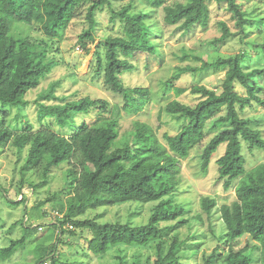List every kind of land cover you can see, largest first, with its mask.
Instances as JSON below:
<instances>
[{
  "label": "rangeland",
  "instance_id": "374dc122",
  "mask_svg": "<svg viewBox=\"0 0 264 264\" xmlns=\"http://www.w3.org/2000/svg\"><path fill=\"white\" fill-rule=\"evenodd\" d=\"M190 1L167 0L162 6L152 7L144 0H109L96 13L98 24L95 41L81 40V35L89 28L87 13L91 2H86L77 9L76 17L59 40L45 37L39 24L14 25V34L21 35L34 44L46 45L49 58L54 59L57 66L42 79L36 89L28 92L25 97L29 102L28 106L14 107L0 102V129L8 128L16 137L31 125L33 133L48 129L60 136L71 137L83 123L114 118L118 121L120 136L113 150L126 146L132 138L136 123L152 127L159 141L167 146L164 135H175L188 123L185 119L178 120L168 114L165 111L168 104L179 101L194 108L203 100V96L192 93L195 86L222 92L225 71L215 68L200 70L204 62L214 63L221 58L245 54L243 66L246 71L264 69V0H237L248 20L243 28L237 25V18L228 10L227 2L219 3L215 0L204 5L202 22L190 31L184 29L182 23L175 26L165 23V8ZM130 3L133 5L132 14L144 15L151 42L157 48L155 54L137 53L130 57L128 61L133 70L120 76L126 88L149 90V101L137 114L124 112L123 96L114 94L105 84L104 77L105 40L108 37L125 36L124 22L115 12ZM222 23L230 28L233 35L218 47L214 42L224 33ZM186 67L199 71L183 74L179 80H174L173 77ZM55 83L59 84L54 92L56 99H42L41 96ZM256 83L262 87L258 95L264 99V76L257 77ZM236 89L240 94H246L240 85ZM179 90L185 92L181 93ZM87 97L101 103L88 114L75 115L69 120L67 127L59 126L51 117H40L41 105H63ZM239 111L242 118L250 120L253 128L264 138V107L254 102ZM223 114L225 110L220 115ZM206 130L204 140L191 150L188 158L179 162L178 186L173 199L175 204L185 209L183 219L187 220V224L168 231L161 239L164 249L162 257H166L177 238L180 252L175 257L179 258V264H203L204 258L215 249L220 251L222 258L228 254L227 231L221 218V207L236 201V187L240 179L226 190L225 181L219 177L216 161L225 153L226 144L221 145L213 155L208 172L204 174V148L219 131H212L210 123ZM13 142L14 139L0 146V249L8 248L12 241L22 238L27 224L42 226V230L37 228L23 249L11 258H0V264H36V261L55 250L53 244H57V238L54 229L49 226L57 222L54 213L63 207L60 217H64L70 206L77 204L86 195L87 187L83 185V181L86 182L89 178L83 176L84 173L78 169L80 179L73 186L69 175V170L73 167L68 163L52 168L46 177L44 168L47 160L39 166L28 168L26 163L30 146L20 150ZM242 145L247 174L264 166V150H250L243 141ZM203 198L216 201L210 216L203 210ZM14 202L20 204H13ZM158 203L126 202L89 209L85 214H80L76 209L72 211V215L77 221L90 219L100 223L121 222L138 226L148 222ZM91 238V232L77 227L72 232H65L57 247V264H155L159 257V241L143 247L120 245L111 248L105 255L96 256L88 249ZM235 246H248L246 253L251 252L253 256L251 264H261L259 244L248 235L241 237Z\"/></svg>",
  "mask_w": 264,
  "mask_h": 264
},
{
  "label": "trees",
  "instance_id": "16d2710c",
  "mask_svg": "<svg viewBox=\"0 0 264 264\" xmlns=\"http://www.w3.org/2000/svg\"><path fill=\"white\" fill-rule=\"evenodd\" d=\"M144 1L152 7H158L167 0ZM211 1L213 0H191L187 4L167 7L164 10L165 23L172 26L182 23V27L190 31L202 22L204 5ZM215 1L227 2L228 10L237 18L240 28L248 22L237 0ZM86 2H91V5L87 13L89 28L81 35L84 42L95 41L98 24L96 13L109 0H0V102L14 107L28 106L29 102L25 99L28 92L36 89L42 79L57 66V62L49 58L46 45L34 44L29 39L14 34V25L39 24L45 37L59 40L76 17L77 9ZM132 8L130 3L115 12L124 22L125 36L108 37L104 43L105 84L114 94L123 96V110L127 114L141 112L149 101L148 89H129L124 86L120 76L133 70L128 59L137 53L152 55L157 52L156 46L151 42L144 15L132 14ZM222 26L223 35L214 42L218 47L233 35L225 23ZM244 58L245 54H238L221 58L214 63L204 62L200 70L215 68L225 71L222 92L195 86L192 93L203 96V100L194 108L179 101L168 104L165 109L168 114L178 120L185 119L188 123L179 133L164 135L167 146L159 141L152 127L136 123L132 138L126 146L113 150L120 136L118 121L114 118L83 123L71 137L60 136L48 129L33 133L31 125L16 137L10 129H0V146L12 139L20 150L30 146L26 163L28 168L39 166L47 160L44 168V176L47 177L52 168L68 163L73 167L69 170L73 186L80 179L78 169L84 173L83 176L89 178L88 181H83V185L87 187L86 195L77 204L70 206L63 219L49 224L54 229V234L59 227L61 233L55 235V250L36 261V264L56 254L62 235L73 231L65 230L63 227L66 224L91 232L88 249L96 256L105 255L111 248L120 245L143 247L154 241L161 242L168 231L187 224V220L183 219L185 209L175 204L173 199L178 186L179 162L188 158L191 150L204 140L209 123L212 131H219L204 148L202 171L204 174L208 172L213 155L221 145L226 144L225 153L216 161L219 177L225 181L226 190L232 187L234 181L240 179V182L236 187V201L221 207V218L227 231L228 254L222 258L220 251L215 249L204 258L203 264H251L253 256L251 252L246 253L248 246H235L244 235L259 244L261 264H264V166L247 174L246 159L242 153V141L248 144L250 150H264V138L253 128L251 121L242 118L239 113V109L243 110L254 102L264 107V99L258 95L262 87L256 83L257 77L264 76V69L246 71L243 66ZM197 71L199 70L186 67L173 79L179 80L181 75ZM237 85L245 90V95L237 91ZM58 86L57 83L52 84L41 98L56 99L54 92ZM99 103L101 102L87 97L63 105H41L40 117H51L59 126L67 127L71 118L78 114H88ZM224 110L225 114L220 115ZM126 202L159 203L148 222L138 226L121 222L100 223L90 219L77 221L72 215V211L76 209L80 214H85L89 209ZM215 206V200L202 199L203 210L209 216ZM63 210L62 207L58 213L62 214ZM164 223L174 224L164 226ZM41 227L27 224L22 238L12 241L10 247L0 249V258H11L23 249L28 239ZM158 252L155 264H179V258L175 257L180 252L177 238L166 257H162L163 242L159 244ZM57 262L58 259L55 263Z\"/></svg>",
  "mask_w": 264,
  "mask_h": 264
},
{
  "label": "built area",
  "instance_id": "2783aa9c",
  "mask_svg": "<svg viewBox=\"0 0 264 264\" xmlns=\"http://www.w3.org/2000/svg\"><path fill=\"white\" fill-rule=\"evenodd\" d=\"M49 214H51V213H49ZM54 216L57 217L56 220H57L58 218L63 219L62 216L60 217V214H59L58 212L54 213ZM49 218H51V217H49ZM63 228H64L65 230H67V231L75 230V228H74L72 225H70V224H66ZM40 230H42V228H40ZM60 233H61V228L59 227V228L57 229V231H56V235H59ZM57 259H58V257H57V255L55 254V255H53L52 257H49V258L44 259L40 264H56L55 261H56Z\"/></svg>",
  "mask_w": 264,
  "mask_h": 264
}]
</instances>
